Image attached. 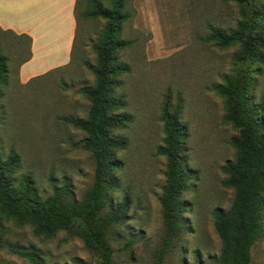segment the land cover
<instances>
[{"label":"rangeland","instance_id":"obj_1","mask_svg":"<svg viewBox=\"0 0 264 264\" xmlns=\"http://www.w3.org/2000/svg\"><path fill=\"white\" fill-rule=\"evenodd\" d=\"M109 7L112 0H100ZM76 15L70 61L21 82L20 66L29 53L28 41L0 31V52L8 59L7 86L0 98V149L4 158H18L16 182L29 177L40 199L63 195L80 201L91 187L95 162L84 149L85 134L67 123L85 118L89 100L79 92L92 87L97 62L94 46L105 21ZM122 37L129 45L119 62L128 71L119 77L115 95L125 103L118 113L129 118L115 135L126 145L117 152L118 188L114 206L127 196L124 223L109 233L113 264H153L165 226L160 204L166 160L163 145V103L181 101L180 120L186 126L187 166L194 178L182 199L184 233L167 247L161 264H220L221 241L214 228V210H227L234 190L224 186L222 166L235 158L231 145L238 131L224 123V99L215 87L235 70L238 45L220 47L207 41L212 29L229 34L241 20L234 0H126ZM255 100L264 103V60L253 64ZM264 118V110H263ZM0 264H32L19 252H35L45 264H98L71 231L45 239L33 226L4 222ZM252 264H264V236L251 248Z\"/></svg>","mask_w":264,"mask_h":264},{"label":"trees","instance_id":"obj_2","mask_svg":"<svg viewBox=\"0 0 264 264\" xmlns=\"http://www.w3.org/2000/svg\"><path fill=\"white\" fill-rule=\"evenodd\" d=\"M81 1L75 4V15ZM234 1L241 17L236 30L227 34L215 28L207 38L223 48L240 47L234 60V73L215 87L216 94L224 99V123L232 125L238 134L231 141L235 158L222 166L227 176L224 186L233 189L234 196L227 210H214V228L221 241L220 264H252L251 248L264 236V103L255 100V74L259 70L253 67L264 60V0ZM84 2L81 15L87 19L101 18L105 25L94 46L95 84L79 90L90 102L87 115L70 118L67 123L85 134L83 147L95 162L92 185L80 201L70 199L68 191L42 200L29 177L16 182L18 158L12 155L4 158L0 149V243L4 222L13 220L17 226H33L35 235L45 239L61 231H71L98 258V264H113L109 233L114 226L124 223L129 207L127 196L111 205V193L119 186L117 172L121 163L117 152L126 145L115 132L129 122L126 114L118 113L125 103L115 95L120 75L128 71L119 62L120 53L129 45L122 37V25L128 16L126 0H112L109 7L100 0ZM16 37H24L29 48L28 37ZM29 58L30 52L23 63ZM8 74V59L0 52V98ZM181 111L180 100L173 104L166 97L161 113L165 138L157 149V154L166 160L159 199L165 235L153 264H161L167 247L185 231L186 207L182 195L194 178V171L187 166V129L180 120ZM19 253L32 264H45L35 252Z\"/></svg>","mask_w":264,"mask_h":264},{"label":"crops","instance_id":"obj_3","mask_svg":"<svg viewBox=\"0 0 264 264\" xmlns=\"http://www.w3.org/2000/svg\"><path fill=\"white\" fill-rule=\"evenodd\" d=\"M77 0H0V30L30 39L21 82L66 65L76 34Z\"/></svg>","mask_w":264,"mask_h":264}]
</instances>
